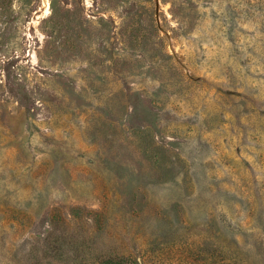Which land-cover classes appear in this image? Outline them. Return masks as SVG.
<instances>
[{
  "label": "rangeland",
  "instance_id": "1",
  "mask_svg": "<svg viewBox=\"0 0 264 264\" xmlns=\"http://www.w3.org/2000/svg\"><path fill=\"white\" fill-rule=\"evenodd\" d=\"M0 264H264V0H0Z\"/></svg>",
  "mask_w": 264,
  "mask_h": 264
},
{
  "label": "bare ground",
  "instance_id": "2",
  "mask_svg": "<svg viewBox=\"0 0 264 264\" xmlns=\"http://www.w3.org/2000/svg\"><path fill=\"white\" fill-rule=\"evenodd\" d=\"M46 5H47V3H46ZM47 10V9H46Z\"/></svg>",
  "mask_w": 264,
  "mask_h": 264
}]
</instances>
